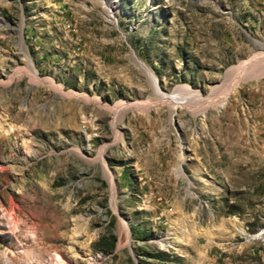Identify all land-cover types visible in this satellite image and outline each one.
Returning a JSON list of instances; mask_svg holds the SVG:
<instances>
[{"label":"rangeland","instance_id":"1","mask_svg":"<svg viewBox=\"0 0 264 264\" xmlns=\"http://www.w3.org/2000/svg\"><path fill=\"white\" fill-rule=\"evenodd\" d=\"M261 52L264 0H0V264H264Z\"/></svg>","mask_w":264,"mask_h":264},{"label":"bare ground","instance_id":"2","mask_svg":"<svg viewBox=\"0 0 264 264\" xmlns=\"http://www.w3.org/2000/svg\"><path fill=\"white\" fill-rule=\"evenodd\" d=\"M264 52H261V53H257L255 56H252L251 59L248 61V62H244L242 64H240V66L237 68V72L235 71V69H231L228 73H227V77L229 76V84L230 83H233V81L236 79L237 76H242L244 77L245 79H251L255 73L257 71H259L261 68L264 67ZM234 71V73H233ZM26 73L32 78V79H35L36 78V72L35 70L32 69V67L28 64L26 65ZM47 80V79H46ZM36 82V81H35ZM49 83L50 86H53L55 88H57V90L59 89L60 91V85L58 84H54V82L52 81L51 78H49V81L47 82ZM226 87V86H225ZM231 88V87H230ZM232 91V90H231ZM218 94V93H217ZM221 94V93H220ZM222 95V94H221ZM194 97L198 98V94H194L193 95ZM220 97V96H219ZM224 96L220 98V100L222 99L223 100ZM185 148V147H184ZM184 155L181 154V159H183ZM179 170V169H178ZM195 226V225H194ZM193 225L191 226H188V231H187V235H189L190 237L194 235H198V233L200 232H196ZM201 234L202 235H207L209 237H211V232H209L208 230L207 231H201ZM208 237V238H209ZM213 238V237H212ZM57 240V239H56ZM58 240H64V239H61L60 236L58 237ZM36 241V240H35ZM197 246L198 247H203L204 245H207V243H203L201 240L200 241H197ZM38 243L42 244L41 247L38 248V254L36 255V260H44L43 257L46 256L47 254H49V250L51 249V246L52 245H46L44 242H38V239H37V245ZM162 245H164L163 242H161ZM35 245H36V242H35ZM36 247V246H35ZM53 247V246H52ZM214 248V247H213ZM56 250V249H55ZM214 250V249H213ZM54 254V258L52 260V262L50 264H94L95 263V260H96V257L94 256H88L86 258H84L83 260H74V259H69L68 260H64L60 254L57 252V251H54L53 252ZM201 253L198 254V256L200 255ZM25 255V254H24ZM28 255V254H27ZM199 260H198V264H206V260H203L201 261L202 257H204V255H200L199 256ZM45 262V261H44ZM35 264V263H34Z\"/></svg>","mask_w":264,"mask_h":264}]
</instances>
